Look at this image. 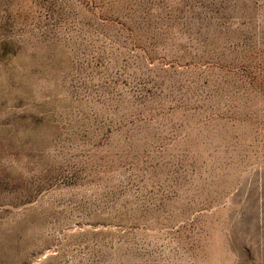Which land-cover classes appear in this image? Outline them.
Listing matches in <instances>:
<instances>
[{
    "label": "rangeland",
    "instance_id": "1",
    "mask_svg": "<svg viewBox=\"0 0 264 264\" xmlns=\"http://www.w3.org/2000/svg\"><path fill=\"white\" fill-rule=\"evenodd\" d=\"M0 264H264V0H0Z\"/></svg>",
    "mask_w": 264,
    "mask_h": 264
}]
</instances>
